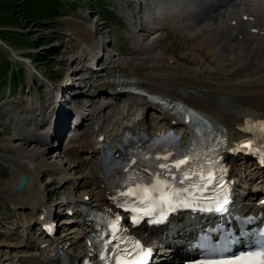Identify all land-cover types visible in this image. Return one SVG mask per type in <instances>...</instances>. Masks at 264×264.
Returning a JSON list of instances; mask_svg holds the SVG:
<instances>
[{
	"label": "rangeland",
	"instance_id": "374dc122",
	"mask_svg": "<svg viewBox=\"0 0 264 264\" xmlns=\"http://www.w3.org/2000/svg\"><path fill=\"white\" fill-rule=\"evenodd\" d=\"M138 3L139 7L134 8L125 7L117 0H0V39L4 44L0 45L2 68L0 72V263L15 264L13 262L15 256L34 258L41 256L43 250L48 251V247L43 248L39 244L42 239L40 222H35L37 218L33 208L16 206L10 188L11 179L19 169L14 157L18 155L20 149L29 150L35 147L28 136L20 139L19 135L23 132L17 129L32 131V134L38 136L50 132L52 126L50 122H53L56 113L52 112L55 109V107L53 109L54 101L62 98L59 87L68 81V74L75 66L85 64L89 58L81 50L87 43L80 41L74 27L89 26L93 30L95 26L92 23L97 22L99 17L101 21H98L96 27L103 24L105 28L95 33V39L105 43L101 63L112 59H117L119 62L128 61L126 59L135 58L137 55L140 57L142 54V57L148 56L146 52L135 49L131 41L133 34L140 39L146 38V31H142L146 27L142 26L138 16L145 17L149 2L138 0ZM232 9L228 8L226 11L228 13L236 11ZM255 9L258 8L252 7L254 14H259L260 12ZM131 19L136 23L135 29L132 28ZM218 22H203L199 28L206 30L217 25ZM190 33L176 24L170 26L165 24L157 42L158 55H164L168 65L175 64L198 75L199 72L218 71V68L220 70L226 64H230L233 57L229 51L219 55L208 53L196 46L200 43L204 45L203 39L206 34L190 40ZM80 43L83 44L81 48ZM143 43L148 44L150 41L145 40ZM5 47L10 48L15 52L14 54L21 55V61H14ZM69 56H76L77 60L73 63L68 62ZM26 57L30 61H27ZM30 66L33 67L34 72L29 69ZM13 72L17 73L21 82L15 83L12 80ZM42 77L54 84L52 88L54 93H49L46 88L50 86ZM69 78H71L69 85L79 84L72 82L76 79L75 74ZM109 101L97 99L86 112ZM97 102L99 105H96ZM87 103L89 104L87 99H82L79 109H87ZM69 107L73 109L72 106ZM144 116L148 121L161 119V114L154 108L145 110ZM85 129L86 127L82 126L79 135ZM50 145L55 147L51 146L45 150L46 160L55 159L58 152H63L65 142L63 141L61 146H58L59 142ZM63 154L65 157L58 159L63 168L62 173L40 167L41 160L38 156L32 158L33 164L37 167L32 168V171L40 186L44 205L51 213L57 212L54 220L58 229L57 238L65 241L66 245L71 244L67 253L76 255L80 253L81 248L76 243L77 229L80 228L81 220L77 216L72 218L65 214L67 202L81 199L85 192L89 195H85L84 198L87 199H83V202L91 206L103 205L106 199L93 166L94 155L79 149L67 150ZM75 165L79 166L72 169ZM233 169L241 178V189L256 184L259 174L251 163L235 162ZM248 200L246 198L245 201ZM243 203H239L238 207L245 206Z\"/></svg>",
	"mask_w": 264,
	"mask_h": 264
},
{
	"label": "bare ground",
	"instance_id": "6f19581e",
	"mask_svg": "<svg viewBox=\"0 0 264 264\" xmlns=\"http://www.w3.org/2000/svg\"><path fill=\"white\" fill-rule=\"evenodd\" d=\"M119 1L137 8L135 5L138 3V0ZM194 1L192 8L187 9L184 14L183 12H179L177 16L169 19L166 25L170 26L179 23V26L183 30L191 32L190 40L195 39L199 35L206 34V37H203L204 45L200 43L196 46L201 47L208 53L219 55L225 51H229L233 57L232 61L229 65L226 64L224 68L220 70L218 68V71L215 72L198 71L200 73L198 75L196 72L185 70L175 64L168 65V61L164 59V55L160 56L156 51L157 42L161 37V28L147 32L145 39H139L135 34L131 37L134 48L146 52L148 56L142 57L143 54L141 53L140 57H137L139 56L137 55L135 58H129L126 59L128 61L121 62L117 59H112L106 63L107 66L100 67L99 62L103 57L104 49L102 50V47H100V41L95 39V31L89 26L87 28L74 27L80 41L87 43L83 48H81L83 44L80 43L79 47L89 58L85 64L75 66L72 73L68 74V81L59 87L62 98L54 101L53 109L54 107L55 109L52 112L56 113L55 118L53 117V122H50L52 123L50 132H45V134L38 136L32 134V131L17 129L23 132L20 134L21 136L19 135L20 139H25L28 136L32 140H29V143L31 141V144H34L36 148L34 147L29 150L20 149L18 155L14 157V162L19 165V169L16 173L14 172L15 174L11 179L10 186L16 185L21 175H25L28 178V187L21 193L13 192V195L16 206H29L33 208L37 218L35 222L40 219L39 216L41 215L42 219H44H41V222L47 223V220H50L47 218H51L52 216L55 218L57 212L51 213L50 209L41 200V189L32 171V168L36 167V164L34 165L32 162L33 156L40 158V167L62 173L63 168L59 160L63 156L65 157L63 152L71 149L84 150L86 153L94 155L93 166L96 173L99 174L97 161L100 157V151L108 149L103 146L104 142L110 143L114 137L121 135L125 129L144 130L147 133L153 130L154 133L160 135L166 127H173V120L163 113L157 105L149 103L141 97L118 92L116 88L118 85H121L118 83L120 78L130 80V82L124 83L125 86L133 84L150 93L181 100L196 111L201 112L205 117L213 120L227 130L229 147L237 145L239 134L245 129H250L246 126V119L252 118L255 120V118H264V0H245L244 3L237 2V0ZM252 7H257L260 13L254 14ZM228 8H233L236 11L228 13L226 11ZM215 21H219L218 24L208 27L206 30L199 28L203 22ZM131 23L132 28L135 29L136 23L132 19ZM145 40L150 41V43H143ZM1 42L2 40H0V45H4ZM232 49H235V51H232ZM14 56L16 58L13 57L14 61H21V55L16 53ZM76 60V56H69L67 59L68 62L72 63ZM29 69L34 70L31 66ZM75 72L80 74L72 82L80 81L84 85L82 87L81 98L78 99L88 100L89 104L87 103L86 111L95 104L97 99L110 101L104 105H99L97 102L98 104L96 105L99 106L96 109L81 113L82 123L80 128L83 125L86 127L85 131L79 135L80 128L77 126L74 129V131L77 129L76 135L71 136L65 141L63 152H58V156L54 157L55 159L50 158L46 160L45 150L51 148V146L55 147V145H50L53 143L59 142L58 146H61V143H63V132L65 129H70L67 126V117L69 114H72L69 106H72V101L75 100V97L71 94L67 95V93L74 91L73 88L76 87L75 83H72V85L68 83L69 80L71 81L69 77ZM42 79L50 86V88H46L49 93H54L52 89L54 84L45 77H42ZM235 82L238 83L234 84ZM149 108L160 111L161 119L159 121L156 119L147 120L144 115L145 110ZM73 116L72 114V118ZM102 138L103 142H101ZM109 149L114 151V147H110ZM232 161L236 163L240 162V164L251 163L249 159L242 156L233 157ZM252 165L259 174L256 179L257 183L260 184L262 178H264V171L257 168L254 163ZM78 166H72V169ZM101 183L103 188L105 187V196L108 199V207L106 208H110L109 205H111L112 201L109 199V190L103 182ZM259 191H261V187L247 190L246 197L253 196ZM85 195L89 194L85 192L82 194L81 199H73V201L67 202L68 204L64 210L78 214L76 203H81L85 199ZM82 218L81 221L87 223ZM79 230L81 231L82 228ZM79 230H77L76 237L80 239ZM55 242L58 243L57 238ZM42 243L43 241L39 244ZM57 248L54 245L52 255L49 251L43 250L41 258L15 256L13 262L15 264H51L52 258L58 255ZM159 250H163L162 246H159ZM49 253L51 256L48 258ZM165 253L169 252L163 251V255ZM173 254H176V252ZM82 255L80 253L76 256L69 255V257L71 261H74L76 257Z\"/></svg>",
	"mask_w": 264,
	"mask_h": 264
},
{
	"label": "snow or ice",
	"instance_id": "6c2138e0",
	"mask_svg": "<svg viewBox=\"0 0 264 264\" xmlns=\"http://www.w3.org/2000/svg\"><path fill=\"white\" fill-rule=\"evenodd\" d=\"M162 159L167 160L168 157L164 156ZM189 161L186 158H180L177 160L174 164H161L159 167L162 169L167 170L169 173H171L172 168H175L176 170H181L182 165H187ZM195 175H199V173H194ZM191 176H181L178 180L173 176L172 182H166L160 179H157V185L153 186V191L162 193L158 198L153 197L151 195H148V189H144L145 195H140L137 192H129L127 195L130 196H136L137 199L140 200V203H145V200L149 202V204L153 203L154 201L159 203L160 205H168L169 207H176L177 201H181V198L184 196L185 193L189 192V189L182 188V189H174L173 184L178 183L180 185H183L185 180H190ZM214 179L211 176V173H208V182L210 183L211 180ZM224 203H227L225 200ZM147 206V205H146ZM115 228L116 225H113ZM255 257H259V259H253ZM210 264H264V249H261L259 252H249V253H243L240 256L235 257L233 260H227V261H212Z\"/></svg>",
	"mask_w": 264,
	"mask_h": 264
},
{
	"label": "water",
	"instance_id": "95a60500",
	"mask_svg": "<svg viewBox=\"0 0 264 264\" xmlns=\"http://www.w3.org/2000/svg\"><path fill=\"white\" fill-rule=\"evenodd\" d=\"M5 49L8 50L10 52V54L12 55V57L15 58V56H14V54H13V52H12V50L10 48L5 47ZM28 185H29L28 178L25 175H21L19 177L18 183L16 185L12 186L11 190L14 193H21L28 187Z\"/></svg>",
	"mask_w": 264,
	"mask_h": 264
},
{
	"label": "trees",
	"instance_id": "16d2710c",
	"mask_svg": "<svg viewBox=\"0 0 264 264\" xmlns=\"http://www.w3.org/2000/svg\"><path fill=\"white\" fill-rule=\"evenodd\" d=\"M21 69V68H20ZM2 71V68L0 67V72ZM12 80L15 82V83H18V82H21V79L18 78V75L16 72H13L12 74Z\"/></svg>",
	"mask_w": 264,
	"mask_h": 264
}]
</instances>
